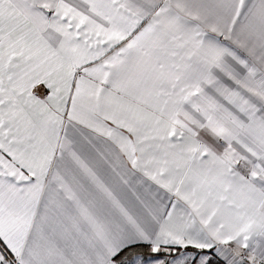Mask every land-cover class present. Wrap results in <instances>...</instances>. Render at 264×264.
Returning <instances> with one entry per match:
<instances>
[{
  "label": "snow or ice",
  "instance_id": "obj_1",
  "mask_svg": "<svg viewBox=\"0 0 264 264\" xmlns=\"http://www.w3.org/2000/svg\"><path fill=\"white\" fill-rule=\"evenodd\" d=\"M0 264H264V0H0Z\"/></svg>",
  "mask_w": 264,
  "mask_h": 264
}]
</instances>
